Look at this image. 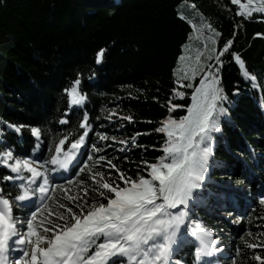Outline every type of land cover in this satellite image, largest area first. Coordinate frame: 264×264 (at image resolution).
Here are the masks:
<instances>
[{
	"label": "trees",
	"instance_id": "1",
	"mask_svg": "<svg viewBox=\"0 0 264 264\" xmlns=\"http://www.w3.org/2000/svg\"><path fill=\"white\" fill-rule=\"evenodd\" d=\"M240 10L231 0H0V151L9 148L14 156L32 155L36 140L30 128L38 127L42 136L37 154L47 159L59 139L68 135L67 145L82 134L79 123L87 112L92 127L85 152L91 154L96 144L102 149L94 154L96 158L106 156L133 179L138 174L147 178L145 162L155 163L164 155L161 148L166 137L156 129L169 116L178 120L186 115L191 104L194 88L180 87L178 77L196 66L198 55L201 64L218 67L206 57L213 48L218 54L232 40L230 53L240 56L244 70L256 77V87L226 53L218 74L230 101L224 105L228 114L221 118L222 131L213 133V155L200 196L189 202L190 209H178L187 212V243L174 252L172 261L204 264V258L197 260L199 244L188 234L199 226L212 232L217 247L235 253L227 263L259 264L253 258H264V248L246 245L264 244V205L253 201L236 222L208 212L225 207L232 213V202L219 195L231 196L240 204L239 195L253 193L258 185L264 189V35H257L264 34V13L253 12L245 18L236 15ZM206 25L220 33L215 43L208 39L213 33ZM181 55L188 59L180 61ZM78 77V91L86 96L79 109L69 107L64 92ZM200 78L197 75L191 83L198 85ZM173 89L183 92L184 99L176 97ZM170 100L180 105L171 113ZM125 116L132 117V122L122 119ZM62 118L69 122L60 124ZM9 123L26 126L22 135L9 129ZM97 133L109 139L101 141ZM97 170L106 179L109 173L112 179L118 175L106 160ZM2 173L0 189L7 198L15 188L2 183ZM89 175H73L71 185L66 180L56 184L66 187L72 197H84L83 188H89L91 204L96 194ZM49 195L52 199L45 203L53 212L51 219L67 207L79 211L64 191ZM198 201L208 204L204 212L195 208ZM61 203L65 208L58 207ZM15 214L28 215L19 209Z\"/></svg>",
	"mask_w": 264,
	"mask_h": 264
},
{
	"label": "snow or ice",
	"instance_id": "2",
	"mask_svg": "<svg viewBox=\"0 0 264 264\" xmlns=\"http://www.w3.org/2000/svg\"><path fill=\"white\" fill-rule=\"evenodd\" d=\"M233 5H239L237 16L250 17L253 12L264 13V0H231ZM195 27V26H193ZM213 33L208 39L215 43V32L211 25L205 26ZM258 36L264 35L257 33ZM233 41H227L218 51L211 49L206 59L214 60L218 66L213 69L212 64H201V56H197V64L190 70H184L182 77H178L180 87L194 88L191 94V104L187 106V114L178 120L168 118L161 121L156 132L166 137L161 148L163 156L155 163H147L144 175H137L135 179L120 172L116 165L106 156L95 157L102 149L92 145V152L83 151L88 147V136L91 130L89 115L83 114L79 129L83 132L78 138L72 139L66 145L69 136L65 135L50 149V156L43 158L37 154L41 147L42 131L38 127H31V135L36 140L32 155L27 158L14 156L13 150L5 148L0 151V164L5 166L10 174L4 175V181H11L18 188L15 193H9L6 198L0 189V264H173L172 256L175 249L183 241L181 226L185 223L186 211H179L180 206L187 208L189 202L200 196L206 180L209 158L213 155V133L222 131L221 118L228 114L224 106L230 103L227 94L220 86L219 67L222 57L230 53ZM104 50L97 53V64L101 61ZM202 55V54H201ZM232 58L245 69L244 62L236 53H230ZM188 59L181 55L180 61ZM175 75V72H174ZM200 75L198 85L191 81ZM245 78L253 81L254 75L244 70ZM183 81H189L183 83ZM81 81L79 77L70 88L64 89L69 107L83 106L86 96L78 91ZM176 97L184 99V93L173 89ZM236 93H234L235 95ZM168 111L171 113L180 105L169 101ZM65 117L69 114L65 112ZM115 115V113H111ZM132 122V117H122ZM68 119H60L59 123L67 124ZM17 135H22L24 125L7 124ZM71 135V134H69ZM99 140L107 141L106 134L97 133ZM113 139H115L113 137ZM132 144L136 137H131ZM126 144L127 141H120ZM62 146H66V150ZM123 151V149H121ZM86 156V160H81ZM107 162L110 169L116 170L115 179L109 173L97 170L101 161ZM57 172H70L79 176L88 172L93 182L91 191L96 195L92 203L88 202L90 189L83 188L84 197H72L66 187L53 185ZM27 173V175H25ZM15 174V175H13ZM66 183H74L72 179ZM19 182L18 184L16 182ZM64 191L69 201L76 205L79 211L67 207L65 212L51 219L53 212L45 202L51 200L50 192ZM106 200L107 203L102 201ZM39 201V207L36 202ZM260 204L264 205V193L260 195ZM28 215L23 217L13 214V205ZM35 207V210H32ZM59 208H65L63 203ZM176 209V212L172 210ZM47 212L45 216L44 213ZM192 237L198 241L197 260L211 257L216 249V241L212 239V232L197 226L191 231ZM250 249L264 248V244L248 243ZM16 253V256H10ZM259 264H264V258L256 255L253 258ZM175 264H180L176 261ZM204 264H210L205 261Z\"/></svg>",
	"mask_w": 264,
	"mask_h": 264
},
{
	"label": "rangeland",
	"instance_id": "3",
	"mask_svg": "<svg viewBox=\"0 0 264 264\" xmlns=\"http://www.w3.org/2000/svg\"><path fill=\"white\" fill-rule=\"evenodd\" d=\"M241 2L242 3H245V4H247V0H241ZM239 6V5H238ZM73 107V106H72ZM76 107H79V106H76ZM63 147V146H62ZM23 159V158H22ZM232 190V189H231ZM259 192V191H258ZM262 193H264L263 191L262 192H259V193H257L256 195H255V199H256V201H260V195L262 194ZM241 197V196H240ZM242 197H243V195H242ZM221 198H223L224 199V196H221ZM225 215V213H222V216H224ZM225 217V216H224ZM228 218H229V221L230 222H236L238 219L236 218V215L235 214H230V216L228 215ZM263 228H264V223H263ZM181 228H182V234H181V236H180V239L183 241V239H184V227L183 226H181ZM263 237H264V233H263Z\"/></svg>",
	"mask_w": 264,
	"mask_h": 264
}]
</instances>
